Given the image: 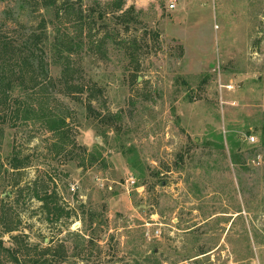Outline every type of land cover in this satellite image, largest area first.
<instances>
[{
	"label": "rangeland",
	"instance_id": "obj_1",
	"mask_svg": "<svg viewBox=\"0 0 264 264\" xmlns=\"http://www.w3.org/2000/svg\"><path fill=\"white\" fill-rule=\"evenodd\" d=\"M115 1L69 0V18L0 3V37L42 39L48 86L0 106V264L48 246L56 264H264V0ZM67 66L92 99L62 94ZM32 93L66 138L14 119ZM44 190L69 218L45 219Z\"/></svg>",
	"mask_w": 264,
	"mask_h": 264
},
{
	"label": "trees",
	"instance_id": "obj_2",
	"mask_svg": "<svg viewBox=\"0 0 264 264\" xmlns=\"http://www.w3.org/2000/svg\"><path fill=\"white\" fill-rule=\"evenodd\" d=\"M7 0H0L4 2ZM33 4H21L22 6H27L31 10L38 11L42 9H55V14L58 18H69L73 15L72 6L69 3V0H61V3L57 5L58 0H31ZM125 5V0H116L114 4V12H122L121 15H124L126 11L123 12V7ZM133 10V7L129 8ZM75 21L78 24L81 23V16L76 15ZM44 27L45 23H41ZM43 44L42 39L39 36H28L20 42L10 41L8 38L0 37V85L3 84L5 89H0V106L6 104V100H10V93L14 91L15 87H20L25 92H31L34 88L39 87L40 91H46L47 85L43 86L42 84L38 86L35 83L37 79H46L47 70L46 64L43 58V50L41 45ZM77 73V70L66 67L59 82L61 83V92L67 97H73L74 100L78 101L76 98L77 95H80L87 91L88 98L90 100L94 97V94L98 91L96 86H91L88 88L82 84H75L74 77ZM27 85H31L27 87ZM1 87V86H0ZM30 94L26 97L25 100L17 99L12 102V116L15 120L22 119L26 120L34 116V118L41 123L45 129L59 138L64 139L65 137V128L67 122L65 118H60L53 115L50 110L44 106L45 102H41L38 105V109L34 110L33 105L29 104L32 102V96ZM76 95V96H74ZM5 102V103H4ZM87 111H91V106L88 103L86 106ZM261 140L264 141V127L261 132ZM233 143V141H232ZM16 159L13 158L11 161V169L14 171H19L24 168L16 164ZM44 188V187H43ZM34 198L41 203V209L45 213V219L49 223H57L62 219L70 217V212L66 211L59 204V197L56 192H48L44 190L42 195L34 194ZM39 259L33 261V264H56L55 260L58 258H63V248L62 246L52 248L48 246L41 250Z\"/></svg>",
	"mask_w": 264,
	"mask_h": 264
},
{
	"label": "built area",
	"instance_id": "obj_3",
	"mask_svg": "<svg viewBox=\"0 0 264 264\" xmlns=\"http://www.w3.org/2000/svg\"><path fill=\"white\" fill-rule=\"evenodd\" d=\"M165 4H166V9L168 11H173L176 7V0H165ZM247 140L250 142V143H254L255 139L254 137L252 136H249L247 138Z\"/></svg>",
	"mask_w": 264,
	"mask_h": 264
},
{
	"label": "crops",
	"instance_id": "obj_4",
	"mask_svg": "<svg viewBox=\"0 0 264 264\" xmlns=\"http://www.w3.org/2000/svg\"><path fill=\"white\" fill-rule=\"evenodd\" d=\"M151 2H153V0H145V1L141 2V3L139 4V6H137V4H135V6L138 7V8H143L145 5L148 6ZM144 4H145V5H144ZM175 8H176V7H175Z\"/></svg>",
	"mask_w": 264,
	"mask_h": 264
}]
</instances>
